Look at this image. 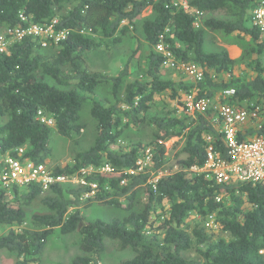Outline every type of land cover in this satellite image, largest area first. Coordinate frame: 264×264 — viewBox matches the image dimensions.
Listing matches in <instances>:
<instances>
[{"label":"trees","instance_id":"16d2710c","mask_svg":"<svg viewBox=\"0 0 264 264\" xmlns=\"http://www.w3.org/2000/svg\"><path fill=\"white\" fill-rule=\"evenodd\" d=\"M263 1L189 0L185 11L175 7L174 0H0V33L54 19L55 33L65 32L49 57L37 52L40 41L31 36L0 51V172L4 156L46 165L52 135L77 136L83 108L95 123L93 146L76 151L72 164L50 169L55 177L80 175L85 185L56 183L43 189L30 183L6 190L0 184V226L24 225L0 236V250L24 259L17 264L34 262L58 229L63 235L80 237V250L87 256L75 258L72 264H100L107 241L133 253L118 264H264V185L216 184L202 174L190 173L191 167L204 162V137H213L214 145L222 150L221 136L202 115H194L192 122L187 115H148L150 104L165 91L182 106L181 94L215 98L228 88L236 95L226 103L248 101L264 110V37L250 19L251 11ZM67 6L71 8L61 13ZM147 7L151 16L142 18ZM195 11L202 15L196 17ZM140 20L145 48L142 80L127 82L129 60L113 77L89 67V52L118 44L119 37L135 30ZM207 33L240 41L239 60L231 59L225 49L205 51ZM160 42L178 64L197 65L202 80L181 85L163 80V57L156 50ZM137 52L134 49L131 57ZM239 62L248 71L245 76L233 74ZM101 85L110 88V100L104 103L93 97ZM39 111L51 119V125L38 119ZM139 124L153 127L152 141L134 143L128 150L120 147L122 132ZM175 138L183 139L175 156L180 169L170 172L165 143ZM18 149L23 153L18 154ZM146 151L151 155L147 169L127 173L136 171ZM105 164L112 167L111 174L99 172ZM85 169L91 172L82 174ZM159 172L167 173L152 190L149 181ZM140 191L145 201L136 212L132 202ZM123 198L130 203L123 207L127 215L122 218L87 220L81 215L80 207H121ZM192 215L199 218L194 227L188 224ZM209 215L214 217L215 231L228 238L213 240L208 232L212 228L205 226ZM192 248L197 260L185 258Z\"/></svg>","mask_w":264,"mask_h":264},{"label":"built area","instance_id":"2783aa9c","mask_svg":"<svg viewBox=\"0 0 264 264\" xmlns=\"http://www.w3.org/2000/svg\"><path fill=\"white\" fill-rule=\"evenodd\" d=\"M189 0H174V6L185 11L189 10ZM200 17V12H193ZM22 21L26 20L23 14L19 15ZM251 23L264 37V1L256 6L250 13ZM57 19L45 24H29L26 28L15 27L5 29L0 33V51H5L11 42H16L26 36L36 37L40 41L41 48L56 46L64 38L65 32L55 33L54 25ZM9 37L10 42H5ZM156 50L162 55L161 68L169 71H179L192 82L202 80V70L195 64H178L168 47L163 42L156 46ZM236 91L232 88L221 90L215 98L196 97L195 92L182 94L180 102L183 112L188 115H202L221 136L223 149H217L213 137H204V162L199 167H191L190 173L202 174L206 179L216 184H242L255 183L264 185V110L251 102L240 105H230L227 100L233 98ZM211 117H210V116ZM38 119L47 125L52 121L41 111ZM223 151V154H222ZM23 150L18 149V154ZM3 167L0 172L1 187L9 190L13 185L26 186L30 183H38L43 189L52 184L73 183L85 185L83 177L60 176L55 177L45 164H35L31 161L20 163L17 159L4 156ZM151 162V155L146 151L145 157L140 160L136 171H128L129 174L143 172ZM91 172V169L82 170V174ZM99 172L111 174L112 167L103 165ZM167 172H159L153 176L149 183L152 190L156 189V183ZM79 178V179H75ZM121 184H124L123 182ZM95 188V185H91ZM94 193V192H93ZM92 193V194H93ZM207 228H216L213 215L206 219Z\"/></svg>","mask_w":264,"mask_h":264},{"label":"rangeland","instance_id":"374dc122","mask_svg":"<svg viewBox=\"0 0 264 264\" xmlns=\"http://www.w3.org/2000/svg\"><path fill=\"white\" fill-rule=\"evenodd\" d=\"M71 7H65L61 13L67 12ZM151 16V7H147L143 10L141 17L147 18ZM131 29V28H130ZM3 30L1 34H4ZM143 38L141 30V20L136 23V29L131 30L126 35L119 37V43L113 44L108 43L101 48L92 50L87 55V62L89 67L107 77L116 76L117 73L123 68L124 64L129 60V75L127 82H130L134 79H143L144 73V60H145V48L141 45ZM11 39L7 37L5 42H10ZM140 43V46L137 44ZM235 44L238 49H240V55L235 60H239L242 55V46L241 42L236 41L230 37H226L222 34L217 33H207L205 41V51L208 53L215 52L219 49H225V46ZM138 49L135 57H131L134 49ZM236 54L232 57L238 55V50ZM55 49L52 46L46 48H40L37 52L44 57H49L54 53ZM231 51V50H230ZM234 60V59H233ZM264 63V57H263ZM264 67V64H263ZM244 69V70H243ZM234 76H245L248 74V71L244 67L243 63L239 62L233 69ZM161 78L163 80H170L176 84H185L188 83V78L179 71H169L166 69H161L160 72ZM180 91V90H178ZM110 88L105 85L99 86L95 90V100H100L103 103L106 100H110ZM181 100V99H180ZM179 99L172 100L169 97V92L165 91L160 96H158L155 101L150 104V111L148 113L149 117L151 115L157 114H175L179 118L187 117L188 122H192L193 116L186 114L183 111L182 106L179 105ZM79 124L81 125V130L77 136L72 138H64L57 134L52 135L51 138V154L46 159L47 169H52L57 166H63L64 164H72V158L76 151H86L93 146L95 138V123L90 117L89 112L86 108H83L80 112ZM153 127L147 125H131L128 129L124 130L119 137L117 142L120 147L129 149L134 143L147 144L152 141V132ZM183 145V139L175 138L169 140L165 143V156L167 157V167L170 172H175L180 169V165L175 163V156L180 153L181 147ZM76 180L79 178H75ZM73 183H66L68 185H76V181ZM145 201V196L140 191L138 195L132 202L133 211H140L142 204ZM128 203L127 199H120L121 207L112 206V205H101L93 204L88 208L80 207L81 215L84 216V219L94 220V219H103L105 221H110L114 218H122L127 215V212L123 209ZM165 209L167 207L164 204ZM70 212L73 210L70 209ZM157 214H161V211L158 210ZM155 216V215H154ZM153 216V218H154ZM199 221V218L195 215H192L188 224L190 227H194L196 222ZM22 226H17L16 224L0 226V236L6 234L9 230L21 229ZM215 228L210 229L208 232L213 234V240L218 238H228V235L221 233L218 230L215 231ZM80 237L77 233H71L63 235L58 229L53 230V233L48 237L45 248L38 260L27 263V264H72V261L77 257H85L79 247ZM133 256L132 251L129 249L120 251L117 242L107 241L106 251L101 256L100 264H118L120 260H127ZM185 258L188 260H197L196 252L192 248L189 252L186 253ZM24 260L23 258L17 259L14 253L7 252L5 250H0V264H17L19 261Z\"/></svg>","mask_w":264,"mask_h":264},{"label":"crops","instance_id":"0c3cea01","mask_svg":"<svg viewBox=\"0 0 264 264\" xmlns=\"http://www.w3.org/2000/svg\"><path fill=\"white\" fill-rule=\"evenodd\" d=\"M231 48H235V49L238 50V55L236 57H232L231 56V51H230ZM225 50L228 52V55H229V57L231 59H234L235 60V58H238L239 55H240V49H238L235 44H230V45L225 46ZM187 82H192V81L190 79H188ZM181 97H182V94H181ZM181 97H180V99H181Z\"/></svg>","mask_w":264,"mask_h":264},{"label":"bare ground","instance_id":"6f19581e","mask_svg":"<svg viewBox=\"0 0 264 264\" xmlns=\"http://www.w3.org/2000/svg\"><path fill=\"white\" fill-rule=\"evenodd\" d=\"M230 50H231L232 55L236 54L235 48H231Z\"/></svg>","mask_w":264,"mask_h":264}]
</instances>
